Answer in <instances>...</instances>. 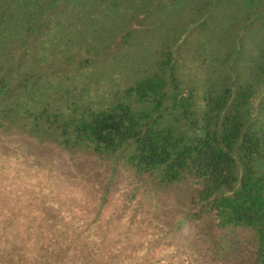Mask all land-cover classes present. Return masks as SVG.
Returning <instances> with one entry per match:
<instances>
[{"label":"trees","instance_id":"16d2710c","mask_svg":"<svg viewBox=\"0 0 264 264\" xmlns=\"http://www.w3.org/2000/svg\"><path fill=\"white\" fill-rule=\"evenodd\" d=\"M71 1L20 0L35 41L0 58V264H264V0H151L177 6L154 44L186 45L202 97L168 49L133 104L96 109L61 85L75 59L46 51ZM75 1L121 33L146 0Z\"/></svg>","mask_w":264,"mask_h":264},{"label":"rangeland","instance_id":"374dc122","mask_svg":"<svg viewBox=\"0 0 264 264\" xmlns=\"http://www.w3.org/2000/svg\"><path fill=\"white\" fill-rule=\"evenodd\" d=\"M19 1L10 0L7 3L6 0H0V58H7L13 54L12 49L17 42L18 45L15 49L21 52L24 44L30 47L35 41L32 36L33 29L30 30V33L22 29L27 25L28 20L27 14L24 16L18 7ZM71 2L74 5L71 9L65 4L64 8L61 7L59 10V23L63 24V31L59 33V42L50 44L46 51L54 52L57 47H61L65 53L67 52L65 55L75 59V70L74 67L73 70L69 68L70 71L64 68L59 79L62 87L80 89L72 97V102L76 105L80 104L83 107L90 106L96 109L115 103L119 97L121 101L124 99L125 103L133 104V99L125 97V90L136 82L135 78L140 79L148 71H151L153 60H157L158 55L162 52L165 53L168 49L167 62L169 66L175 64V70H178L182 84L186 89L195 90L197 100L202 97L204 73L199 66L195 67L185 60L186 53L190 51L185 48L186 45L183 43L177 45L174 42L167 49L163 41L154 44L156 33L164 29V24L170 27V21L175 15L173 11L177 10V6L172 7L167 3L164 5L146 0L142 5L143 9L144 7L145 10L147 9V12H144L145 10L140 12L137 9V11L130 12L131 8L127 9L131 14L130 19L123 25V31L119 33L113 29V20L111 19L103 21L95 16L92 20L90 15L84 18L79 17V5L75 0ZM114 13L113 10L111 16H114ZM110 21L112 24L109 23ZM156 23L159 27L156 26ZM105 26L108 29L105 30L104 41L99 44L97 40L102 36L101 30ZM107 30L109 31L107 32ZM74 48L80 49L81 53L76 51L77 53L74 55ZM46 53L40 54L41 59L48 56ZM164 53L162 57L166 58ZM178 53H182L181 58ZM16 54L19 53L16 52ZM42 66L41 88L46 86V81L56 77V75H52L54 71ZM72 186L78 187V185ZM81 186L79 185V187ZM120 187H122L121 183ZM120 194L117 192L115 197L112 196L113 199L104 214L108 215L119 206L121 199L118 197Z\"/></svg>","mask_w":264,"mask_h":264}]
</instances>
